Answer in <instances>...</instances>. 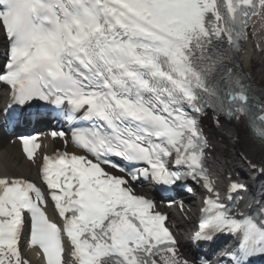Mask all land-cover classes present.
I'll use <instances>...</instances> for the list:
<instances>
[{"label": "snow or ice", "instance_id": "1", "mask_svg": "<svg viewBox=\"0 0 264 264\" xmlns=\"http://www.w3.org/2000/svg\"><path fill=\"white\" fill-rule=\"evenodd\" d=\"M260 9L264 0H0L10 42L0 81L11 86L13 103L44 102L70 123L88 124L72 129L84 155L46 157L42 168L62 226L49 219L41 188L0 178V264H26L19 249L26 214L30 244L46 264H65V236L73 264H158L156 256L189 264L166 217L153 213V201L135 195L126 177L167 186L202 180L214 195L204 200L194 241L236 234L239 247L226 253L232 264L264 258V209L259 217L233 214L220 201L203 164L207 139L184 107L244 117L264 144V107L229 66L247 18ZM33 139L21 137L30 160ZM244 189L231 183L228 199Z\"/></svg>", "mask_w": 264, "mask_h": 264}, {"label": "bare ground", "instance_id": "2", "mask_svg": "<svg viewBox=\"0 0 264 264\" xmlns=\"http://www.w3.org/2000/svg\"><path fill=\"white\" fill-rule=\"evenodd\" d=\"M243 63L251 74V79L258 85L262 84L264 82V56L257 58L256 53L251 54V51H247V54L244 55ZM230 134H233V138L237 137L239 139L240 143L237 146H241V148L250 151L252 157L260 160L264 164L262 151L255 149L258 147L253 143L248 132L243 128V125H233L231 128L224 125L222 128L213 132L217 140L213 146V164L217 173L221 172L224 163L228 165L226 145H230ZM5 142L6 139L0 137V176L31 178V176L36 174L35 169L31 164L24 161L17 148L15 146H7Z\"/></svg>", "mask_w": 264, "mask_h": 264}, {"label": "rangeland", "instance_id": "3", "mask_svg": "<svg viewBox=\"0 0 264 264\" xmlns=\"http://www.w3.org/2000/svg\"><path fill=\"white\" fill-rule=\"evenodd\" d=\"M264 86V85H263Z\"/></svg>", "mask_w": 264, "mask_h": 264}]
</instances>
